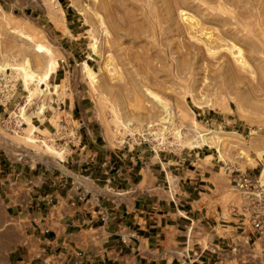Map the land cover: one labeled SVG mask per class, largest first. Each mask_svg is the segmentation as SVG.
Segmentation results:
<instances>
[{
	"label": "rangeland",
	"instance_id": "obj_1",
	"mask_svg": "<svg viewBox=\"0 0 264 264\" xmlns=\"http://www.w3.org/2000/svg\"><path fill=\"white\" fill-rule=\"evenodd\" d=\"M25 61L52 74L25 88ZM0 63L4 158L70 165L69 150L99 135L103 156L157 154L227 183L264 171V0H0Z\"/></svg>",
	"mask_w": 264,
	"mask_h": 264
},
{
	"label": "crops",
	"instance_id": "obj_2",
	"mask_svg": "<svg viewBox=\"0 0 264 264\" xmlns=\"http://www.w3.org/2000/svg\"><path fill=\"white\" fill-rule=\"evenodd\" d=\"M67 110L88 112L77 99ZM89 142L65 166L0 154V264H236L230 249L248 227L219 173L166 169L157 154L103 156L99 135Z\"/></svg>",
	"mask_w": 264,
	"mask_h": 264
},
{
	"label": "built area",
	"instance_id": "obj_3",
	"mask_svg": "<svg viewBox=\"0 0 264 264\" xmlns=\"http://www.w3.org/2000/svg\"><path fill=\"white\" fill-rule=\"evenodd\" d=\"M7 89L4 87L0 90V99H6L4 93H7ZM27 157L25 153H17L13 155V160L23 163L27 161ZM229 185L238 198L236 204L228 206L229 212L238 218L240 225L248 227L247 239L243 244L238 240L230 249L232 259L236 264H263L264 178L230 171Z\"/></svg>",
	"mask_w": 264,
	"mask_h": 264
},
{
	"label": "bare ground",
	"instance_id": "obj_4",
	"mask_svg": "<svg viewBox=\"0 0 264 264\" xmlns=\"http://www.w3.org/2000/svg\"><path fill=\"white\" fill-rule=\"evenodd\" d=\"M215 40V39H214ZM218 41V40H217ZM220 43V42H219ZM232 47V46H231ZM237 52V51H236ZM235 53V52H234ZM240 53V51H238V54ZM232 55H234V54H232ZM239 60V59H238ZM238 60H237V62H238ZM240 61V60H239ZM28 61H25V63H24V65L21 67V71H22V79H23V83H24V86H25V88H28V80H31V79H33V78H36V85H38V84H40V83H43V82H45L46 80H48V78H49V76L52 74V68L50 67V66H52V65H50L49 66V68H47V70L42 74V75H40V76H37V75H35V73H33L30 69H29V64L27 63ZM239 63H242V61L241 62H239ZM7 65L5 64V65H3V64H1L0 63V71L2 70H4L5 69V67H6ZM83 70L85 71V72H87V76L89 77V79H93V74L91 73V71H90V69H89V67H88V65L86 64V63H83ZM35 81V80H34ZM41 93V92H40ZM167 113H168V111H167ZM22 116V115H21ZM23 118H25V116H23ZM169 119V118H168ZM26 120H28L27 118H26ZM167 120V119H166ZM27 125H28V127H25V128H23L24 130H31L30 131V134L32 135V133H33V131H34V129H35V127L33 126V125H31V123L29 122V121H27ZM28 140L30 141V142H36V140H34V139H31V138H28ZM205 139L202 137L201 138V141H204ZM28 141V142H29ZM55 152V151H54ZM56 154H58L59 155V153H57V152H55ZM263 173H264V171L263 172H261V177H263Z\"/></svg>",
	"mask_w": 264,
	"mask_h": 264
}]
</instances>
